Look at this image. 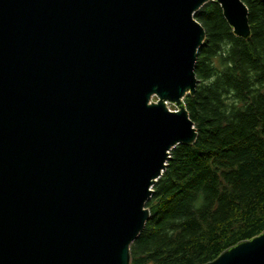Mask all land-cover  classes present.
Wrapping results in <instances>:
<instances>
[{
    "label": "water",
    "instance_id": "obj_1",
    "mask_svg": "<svg viewBox=\"0 0 264 264\" xmlns=\"http://www.w3.org/2000/svg\"><path fill=\"white\" fill-rule=\"evenodd\" d=\"M210 2L251 37L243 0H0V264H131L171 151L197 139ZM206 264H264V232Z\"/></svg>",
    "mask_w": 264,
    "mask_h": 264
},
{
    "label": "trees",
    "instance_id": "obj_2",
    "mask_svg": "<svg viewBox=\"0 0 264 264\" xmlns=\"http://www.w3.org/2000/svg\"><path fill=\"white\" fill-rule=\"evenodd\" d=\"M243 2L248 40L216 3L195 14L206 39L184 103L197 139L171 151L131 264H206L264 232V4Z\"/></svg>",
    "mask_w": 264,
    "mask_h": 264
},
{
    "label": "rangeland",
    "instance_id": "obj_3",
    "mask_svg": "<svg viewBox=\"0 0 264 264\" xmlns=\"http://www.w3.org/2000/svg\"><path fill=\"white\" fill-rule=\"evenodd\" d=\"M155 100V99H154ZM168 107L170 108L171 111L174 110V107L172 105H168Z\"/></svg>",
    "mask_w": 264,
    "mask_h": 264
}]
</instances>
